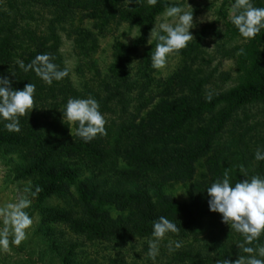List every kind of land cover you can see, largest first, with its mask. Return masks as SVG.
<instances>
[{
  "label": "trees",
  "instance_id": "16d2710c",
  "mask_svg": "<svg viewBox=\"0 0 264 264\" xmlns=\"http://www.w3.org/2000/svg\"><path fill=\"white\" fill-rule=\"evenodd\" d=\"M252 3L264 7L263 0ZM165 4L31 0L23 11L18 9V15L30 21L28 16L37 8L48 18L26 38L19 35V25L18 33L15 30V17L0 12V75L12 81L13 89L27 83L36 86V108L20 118V132L7 131V122L0 120V156L6 159L10 175L28 182L25 188L30 191H23L24 195L35 199L27 212L39 215L35 228L44 241L39 263L87 264L77 260L72 243L59 242L49 222H62L88 239L118 241L151 236L152 225L161 216L180 228L178 235H168L192 239L171 252L168 264H217L247 255L237 245L243 236L223 223L220 213L209 210L206 189L222 180L226 170L233 186L245 178L242 167L247 178H264V160L254 158L257 149L264 152V133L258 134L264 128V29L255 39L243 42V55L235 54L238 48L230 51L242 81L227 88L217 81L205 86L203 74L194 81L197 73L190 75L185 68L154 86L158 90L153 92L148 59L134 75L128 69L136 44L144 37L129 46L119 44L111 67L96 86H75L70 71L48 85L15 63L22 60L27 65L36 55L47 53L64 69L58 31L75 13L98 17L102 25L116 19L148 27ZM8 6L14 7L11 1ZM228 74L221 72L218 78L224 80ZM209 94L211 100L206 99ZM88 97L98 101L107 135L85 142L75 135V125L62 120V112L69 98ZM9 155H18L15 165L10 164ZM172 184L186 189L187 200L178 201L168 192ZM37 187L41 191L32 196ZM51 196L61 198L63 205L46 204ZM257 244L264 245V234L248 246Z\"/></svg>",
  "mask_w": 264,
  "mask_h": 264
},
{
  "label": "rangeland",
  "instance_id": "374dc122",
  "mask_svg": "<svg viewBox=\"0 0 264 264\" xmlns=\"http://www.w3.org/2000/svg\"><path fill=\"white\" fill-rule=\"evenodd\" d=\"M8 1H11L13 8H8ZM28 2L31 3V0H0V12L3 11L9 17H15L17 23L15 30L18 33L19 25V35L23 38L28 37V34L31 31L33 32V28L37 32L41 28L42 22L44 24L48 18L47 15L39 14L36 8L28 16V19H31L30 21L23 20L18 15V9L23 11ZM157 2H166V4L154 16L152 24L148 27L130 25L128 22L116 19L102 25L100 18L85 17L87 14H81V12L75 13L71 17L72 21L68 19L66 23L60 25L58 31L61 36L60 51L63 55L65 67L69 68L73 84L75 86L85 84L96 86L97 82L106 76L108 69L111 67L115 58L114 54L119 50V44L129 46L141 37L145 39L142 43L136 44L128 69L132 76L139 68H143L146 59H148L146 70L149 78H151L150 88L153 92L158 90L154 86L162 85L173 74L180 70L183 71L185 68L190 69V75L197 73L192 78L194 81L198 80L199 75L203 74L202 78L205 79H203L205 86L214 84L217 81L218 84L221 83V86L227 88L242 81L237 77L235 60L230 57V51L233 48L240 50L245 41L239 35L238 30H233L232 25H230L229 10L234 0H157ZM126 3L128 4L127 0ZM138 3L149 6L146 0H139ZM188 3L193 8L194 21L196 22L195 27L190 29L195 39L190 41L188 46L182 49L178 55H170L164 69L159 71L153 69L151 55L155 49L156 41H152L151 45L147 43L150 30L155 24L162 22V14L166 6L176 4L188 10ZM200 19L203 21L201 22ZM74 28L78 29L74 30ZM79 28H82L81 30H84L85 33L83 31V34H80ZM138 30L140 35L135 39L132 38L130 35H137ZM88 32L90 35L87 34ZM125 41L127 43H124ZM237 52L235 51V54ZM221 72H229L230 74L225 75L223 80L218 78ZM133 107L134 105L130 108L133 109ZM262 107L264 108V105ZM263 133L264 128L258 134ZM9 156L13 159L10 164L15 165L18 155ZM5 161L6 159L0 156V205L15 202L21 196H24L23 191L25 185L28 184L27 181L21 178L15 179L13 175H10V171L7 170V166L4 164ZM168 192L178 201L187 200L186 192L179 184L170 185ZM28 199L31 200V203L35 201L34 197H28ZM45 203L51 206L63 205L62 199L56 196L47 198ZM29 216L33 219V225L28 230V238L19 247L12 245L9 253H0V264H43V262H37L40 247L44 242L35 228L39 221V215L35 211ZM47 225L50 230H53L54 234L58 235L59 242L72 243L77 260L87 264H168L167 260L171 253L167 250V244L170 240L180 241L183 244L182 246H186L192 241L191 238L177 240V238L167 234L164 240L160 242L159 255L153 261L147 256L148 241L152 239V236H135L118 241L88 239L84 235L71 232L62 222H49ZM26 254H31L29 259L25 257ZM173 264L190 263L174 262Z\"/></svg>",
  "mask_w": 264,
  "mask_h": 264
},
{
  "label": "clouds",
  "instance_id": "9594fccd",
  "mask_svg": "<svg viewBox=\"0 0 264 264\" xmlns=\"http://www.w3.org/2000/svg\"><path fill=\"white\" fill-rule=\"evenodd\" d=\"M127 2L138 3L139 0H127ZM146 2L147 5L154 7L157 0H146ZM187 9L176 4L166 6L162 14V22L155 24L150 30L147 43L151 45L152 41H156L151 55L153 69L158 71L164 69L170 55H178L190 41L195 39L190 32L196 22L193 8L189 3ZM229 15L230 22L245 41L255 39L264 29V7L254 6L252 0H234ZM139 35L138 30L137 35L130 36L135 39ZM243 54V48L236 53V55ZM54 59L53 56L45 53L36 55L27 65L22 60H17L15 63L24 72L31 70L43 82L51 85L53 81H61L69 75V68L60 69L53 63ZM9 72L16 76L10 69ZM35 91L36 86L33 83L25 84L22 89H13L12 81L7 76L0 75V120L7 122L4 125L7 131L20 132V118L28 117L33 108H36ZM206 99L211 100V94L206 96ZM99 108L98 101L92 97L69 98L62 112V120L75 125V135L85 142H90L97 135H107L106 120ZM254 158L256 161L264 160V152L257 149ZM241 172L245 178L236 182L234 186L230 184V176L226 170L222 180L218 178L206 189L210 197L209 210L220 213L222 222L243 236V242L237 245L247 254L239 255L235 260L223 259L217 264H264L262 259L264 245L248 246L253 245L264 234V178L258 175L247 178V171L243 167ZM24 191L27 193L30 189L26 187ZM40 191L41 189L37 187L31 195L35 196ZM30 206L31 200L26 195L15 202L0 205V253H9L12 245L19 247L28 238V230L33 225V219L26 211ZM179 232L180 228L175 223L164 216L159 217L152 225V239L148 241V258L155 261L159 255L160 242L168 233L178 235ZM181 247L180 241L170 240L167 244L170 253Z\"/></svg>",
  "mask_w": 264,
  "mask_h": 264
}]
</instances>
